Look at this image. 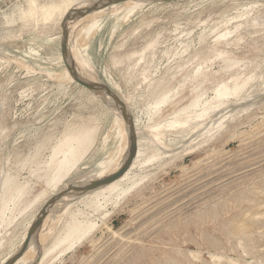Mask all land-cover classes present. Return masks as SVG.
Returning <instances> with one entry per match:
<instances>
[{"label": "rangeland", "instance_id": "rangeland-1", "mask_svg": "<svg viewBox=\"0 0 264 264\" xmlns=\"http://www.w3.org/2000/svg\"><path fill=\"white\" fill-rule=\"evenodd\" d=\"M27 4L28 0H0V185L7 176L15 178L17 184H27L30 192L24 202L41 189L43 179L36 173L42 172L52 147L67 129L83 121L97 127L90 154L71 180L94 169L118 144L115 110L103 104L98 90L92 91L76 80L66 68V59L61 61L62 25L66 15H73L75 5H69V12L65 8L68 14L56 12L45 23H24L20 11ZM140 9L117 24L107 6L103 19L107 18L87 51L83 38L86 15L68 19L69 63L73 62L84 80L89 81V77L90 82L118 85L114 91L138 121V138H146L147 145L150 141L166 155L155 164L163 166H153L156 174L137 191L117 204L109 202L104 219L101 211L87 205L94 189H76L81 180L74 182V187L73 183L65 184L63 191L69 189L66 201L46 213L43 229L37 226L31 231L37 219L33 214L40 212L51 191L37 208L32 207L35 212L31 209L25 216L20 214L24 202L16 199L15 204H9L6 218L0 220V264L11 263L26 241L27 247L12 264L30 260L36 251H32V243L38 242L40 248L50 233L46 227L59 229L78 209L86 210L85 214L97 222L95 234L55 264H264V216L257 215L264 210V0H150ZM244 12L247 14L240 20L234 18ZM78 19L82 21V52L92 69L90 65L84 68L75 53ZM237 24H242V30L231 32L228 43L217 40L227 28L239 27ZM219 49L238 60L236 67L246 68L247 76L254 74V79L241 97L198 112L196 118L195 112H189L175 126L172 122L177 117L173 115L191 103L195 86L192 74L198 62H203L202 68L212 78L207 83V98L214 96L217 85L232 73L220 71L225 62L218 55ZM167 90L172 91L173 103L163 105L158 118L153 117L154 98ZM158 122L165 125L164 134L150 138L147 126ZM32 157L36 161L31 163L28 160ZM215 212L218 217L213 216ZM240 221L245 223L243 227ZM38 231H43L42 235Z\"/></svg>", "mask_w": 264, "mask_h": 264}, {"label": "bare ground", "instance_id": "bare-ground-1", "mask_svg": "<svg viewBox=\"0 0 264 264\" xmlns=\"http://www.w3.org/2000/svg\"><path fill=\"white\" fill-rule=\"evenodd\" d=\"M92 1H90V0L89 1L88 0H28V4L26 5L27 7L23 10L21 9L22 11H20L21 12L20 17L24 21V23L32 22L33 20H35L34 22L39 20V22L41 21V22L45 23L48 20H50L56 12H58L60 14L61 13L68 14L69 9H71V7H70L71 5L72 6L75 5L74 8L72 7L73 9H82V8L85 9V8L91 7L92 5L97 3L98 4L97 7H94L91 10H89V11H87L81 15H76V16L86 15L85 26H84L86 33H84L85 36L83 38H84V47H85V50L87 51V47L90 44L92 38L95 36V34L99 30H101V27L103 26V23L105 22V19L107 18L106 17L103 19L104 15L106 14V12L104 13V11H105L107 6L110 5V12H111V14L115 15V17L117 19V20L116 19L115 20L117 21V24H118L119 21L121 20V18H122V20L129 18L132 14L137 12L140 8L142 9V7L144 5H146V3L149 2L150 0H123V1H116V2L114 1V2L106 3V4H102V3H105L106 0H96V2L91 3ZM68 7H70V8H68ZM65 8L68 9L67 13H66V11H64ZM71 10H70V13H72ZM62 11H64V12H62ZM74 11L75 10H73V13H74ZM245 14H247V13L244 12L243 14H239L238 16H236L234 18L240 20V18H243V16H245ZM248 14H249V12H248ZM6 20H10V19H6ZM19 20H20V18H19ZM231 20H233V19H231ZM255 22H254V25L257 24ZM11 25H13V24H11ZM237 25L239 26L242 24H237ZM250 26H253V25H250ZM113 27H114V24H113ZM240 27L241 26L236 27L234 30H231V29L229 30V28H227L226 31L224 30L225 32L221 33L222 36L219 35L218 38L216 37L217 40L218 41L222 40L225 43H228L229 42L228 35L230 34L229 35V37H230L231 32H233V31L235 32V31L240 30L241 29ZM242 28H243V26H242ZM81 29H82V21H81V19H78V21L76 23V27H75V36H74L75 53H76V55L80 56V60H81L80 63L84 62L83 63L84 68H86V67H89L90 64L88 65V60H87L88 58L86 57L85 53L82 52L84 50V48L82 49L83 38H82ZM116 29H117L116 27L113 29V33L116 32ZM245 29H247V27ZM214 31H215V28H214ZM242 41H244V40H242ZM36 51H34V52H36ZM218 55L223 58V61L225 63H222V64H224L223 66L220 65L221 70L218 68L217 69L222 71V72L223 71L224 72L232 71V73H230V75L226 79H223L217 85V87L214 89V91H215L214 96L207 98V96H206L207 90H208L207 83L210 80H212V78L207 73V71H205L202 68L203 62L202 61L200 63L198 62V65L196 66V68L195 69L193 68L194 70H193V74H192V81L194 82L195 86L193 87L192 92H191L192 93V99H190L191 103L188 104L187 106L179 109L175 113V114H177L176 116L173 115L175 118L177 117L176 119L173 117L175 119V120L173 119L174 121L172 122V123H174V125L179 123V121L182 119V116H185V117L188 116L189 114L188 115H186V114L189 112H190V114H191V112H195L196 116H195V113H193L194 115H192V117L195 116V118H196L198 112H204L205 113L208 109L210 110V108L214 105L220 106V105L225 104V102H227L231 99H237V98L241 97L242 92L245 90V88H247L248 84L252 81V79H254L253 78L254 74L247 76L248 72H247L246 68H243V67L237 68L236 67V65L238 64V60L233 59L230 56H228L227 51L219 49ZM174 56L176 57V55H174ZM2 57H4V56H2ZM168 57H169V55H168ZM221 57H218L217 59H219ZM69 58H70V56H69ZM195 58H197V57H195ZM61 59H62L61 61H64L63 60L64 58H61ZM263 60H264V58H263ZM242 61H244V60L242 59ZM64 62L66 63V60ZM255 62H256V60H255ZM77 63H79V62H77ZM239 63H240V61H239ZM246 63H247V61H246ZM70 64H73V62H70ZM247 64H249V63H247ZM241 65H242V63H241ZM241 65H239V66H241ZM91 66L92 65H90V67ZM257 66H258V64H257ZM182 67L183 66L178 67V68L181 69ZM193 67H195V66H193ZM247 67H248V65H247ZM66 68H67V65H66ZM248 68H250V64H249ZM253 68H251V69H253ZM91 69H92V67H91ZM206 70H208V68ZM94 71H95V69H94ZM177 71H178V69H177ZM257 71H258V69H257ZM95 74H96V77H98L96 71H95ZM256 75H257V73H256ZM86 76H88V75L86 74ZM257 76H259V75H257ZM98 79H99V77H98ZM88 80L90 81L89 77H88ZM114 83L112 81L107 82V84L110 85L112 87V89H114L116 91L118 89V85H116V84L114 85ZM210 84H212V82H210ZM189 86H190V84H189ZM99 92H100V94L103 95V100H101L102 102L103 101L105 102L103 104H105V105L108 104V107L110 106L112 109L115 110V112H114L115 113L114 114L115 115V123L114 122L113 123L116 125V128L115 127L114 128L116 129L115 134H116V137L118 138V139L116 138L118 140V144L115 147V149H113L110 153H108L109 155L108 156L106 155L107 157L105 159L98 161V163L96 164V167L94 169H90L84 175L79 176L78 178L71 180V176L79 169L82 161L90 154L91 148L93 147L95 140H96V137H97V127L94 126L93 124H90L88 122L83 121L74 129H67L65 131V133L63 134V136L60 137L58 139L57 143L52 147V153H50L51 155H50L49 159L46 162L44 161L45 165L43 166L42 172L39 174L36 173V176L43 179V184H42L41 189L38 190V192L35 193L32 196V198H30V200H28L27 202H24L25 199L28 197L29 192H30V188L27 184H17L15 182V178H13L12 176H7L5 179H3L4 181H2L1 185H0L1 186V190H0V196H1L0 220H3V218H6L5 213L10 208L9 204L12 202L15 204L16 199L20 200V202L18 201L19 203L24 202L23 205L20 206V214L25 216L26 214H28L29 210H30V212L34 211V208H32V207H35L44 198V196L48 192L51 191V193H52L51 197H53L57 194H60L65 189V186L67 184L69 185L70 183H73L72 186L74 187V185H75L74 182L76 183V181L81 180L80 182L83 183V185H85L91 181H94L97 179H102L104 177L112 175V174L116 173L122 167V165L125 163L126 159L128 158V155H129V149H130V143H131L130 126L122 114L121 106L116 102L114 97H112L109 94H106L104 91H99ZM171 92H172L171 90L162 91V92H159V94H157L156 98L153 97L154 101H153L152 105H153L154 111H153V113L151 112L153 117L158 112H161V107L163 105H166L167 103L172 102L171 100H173V98H172ZM189 96H191V95H189ZM187 97H188V95H187ZM101 98H102V96H101ZM186 101H187V98H186ZM175 102H177V101H175ZM176 107H177V103H176ZM111 108H109V109H111ZM129 109L131 110L130 107H129ZM131 114H132V117L134 119V124H135V128H136V133H137L139 124H138V121L136 120V116H134V113L132 111H131ZM199 114H202V113H199ZM207 114H209V113H207ZM152 115L150 117V121H153ZM202 115L205 116L204 114H202ZM202 115H198V117L200 118ZM159 116H160V114H159ZM164 116H166V115H164ZM156 117H157V115H156ZM192 117H189V118L192 119ZM183 119H185V118H183ZM188 119H187V121H188ZM203 119H204V117H203ZM182 121L186 123L185 120H182ZM180 123H182V122H180ZM182 125H181V127H182ZM183 126H185V124ZM147 127H149L150 133H152L149 136L150 138L152 135H154L153 138H155L156 136L159 137L160 135L162 136V134H164L165 125L159 124V122H158V124L157 123L156 124L151 123ZM115 129H114V131H115ZM108 131H109V129H108ZM142 135H144V134H142ZM105 136H107V135H105ZM144 137H146V135H144ZM137 138H138V135H137ZM139 138H141V137H139ZM139 138H138V147H137L136 155H135L132 163L130 164V166L127 168V170L122 175H120L117 179L113 180L112 182L107 183V184L102 185V186H99V187L94 189L93 196L89 198L90 202L87 203V205L89 208L93 209L95 212L101 211L102 212L101 214L106 215L107 211L104 209L108 206L109 202L112 201L116 204L119 203L121 199L125 198L131 192H133L135 190L137 191L138 188L141 187L142 184H144L147 180H149L152 176H154L156 174V173L155 174L153 173V171L155 170V169H153V166L154 167L160 166L161 164H159L158 166L157 165L155 166V164L162 162L161 160L164 157H166V155L161 153V151L159 150L157 145L153 146L155 144H153V145L150 144V141H149L150 138L148 139V137H147L149 144H150V145L148 144L149 146L147 145V141L145 140L146 138H141V139H139ZM102 140H103V137H102ZM104 141H106V139ZM154 141H156V140H154ZM163 141H164V138H163ZM160 143H158V144H160ZM164 152H165V150H164ZM28 161L32 163V162H35L36 160H35V158L32 157V159L31 160L29 159ZM161 166H163V165H161ZM158 168H160V167H158ZM152 174H154V175H152ZM80 184H78V185H80ZM68 190L69 189L67 187V191ZM70 190H72V189H70ZM67 191H63V193H61L62 195L60 197L56 198V200H54L52 202V204H50L48 206L46 213L48 211L53 212V210L58 209V206L60 205V203L62 201H66L64 199L66 197ZM240 195H242V194H240ZM51 197L49 198V200L51 199ZM239 199H240V197H239ZM236 200H237V198H236ZM244 202H246V201H244ZM228 203H231V202H228ZM224 204H222V205H224ZM35 208H37V207H35ZM216 208H217V206H216ZM223 208L225 209L224 206H223ZM226 208H228V207H226ZM31 209H32V211H31ZM218 209H220V207ZM256 209H257V207H256ZM213 210H215V209H213ZM226 211H227V209H226ZM85 212H86V210H84V209H78L76 211H72L68 221L64 225H62V227H60L59 229H55L54 231L52 229L53 232L46 227V229H47L46 231L47 232L50 231V233L48 234V236H46V238H44V242L43 241H42L43 243L41 242L42 243L41 247L39 248L38 242L34 243L35 244L34 246L32 243V246H31V248L33 247L32 251L34 249L36 250L34 252L35 255H32V256L33 257L35 256V257L33 258L32 256H30L31 259L28 260L29 259L28 258L27 259L28 261L26 260V262H23L22 264H55L56 261L61 260L67 253L73 251L74 248L79 246L80 243H82L85 240H89L90 238L92 239L93 235L95 234L94 230L97 226V222L92 220L91 218H89L85 214ZM46 213H45V215H46ZM213 213H214V211H213ZM213 213H212V215H213ZM224 213H226V212H224ZM38 214H40V212L34 213L33 216L35 218H37L39 216ZM51 214H53V213H51ZM4 215H5V217H4ZM53 215L55 216V214H53ZM105 215L102 217V219H104ZM218 215L216 213L213 216L218 217ZM257 215L263 217L264 216V210H262V212H258ZM257 215H254V216L257 217ZM17 217H19V216H17ZM13 218H14L13 220H15V217H13ZM50 218H51V216H50ZM52 218H54V217L52 216ZM13 220H10V221H13ZM46 221H47V218H46ZM256 221H258V220H256ZM240 222H241V224L240 223H238V224H240L241 226H242V224H245V223H242V221H240ZM212 224H214V223H212ZM9 225H10V223H9ZM9 225H8V227H9ZM41 226L43 227V222H41V224L39 225L40 228L39 227L38 228L43 229V228H41ZM245 228H247V227H245ZM39 231H41V230H39ZM39 231H38V234L40 233ZM241 232H243V230ZM52 234H54V235L52 236ZM24 236L25 235H23V239H24ZM37 236H39V235H37ZM237 236H239V235H237ZM0 238L2 239V237H0ZM39 238H42V237H39ZM227 238H229V237H227ZM35 239H37V237ZM241 239H243V238H241ZM246 239L247 238H245V240ZM226 240L229 241L230 239L229 240L226 239ZM2 241H3V239H2ZM214 241H216V240H214ZM238 241H239V239H238ZM247 241H249V240H247ZM0 242H1V240H0ZM3 243H5V242H3ZM251 243H254V242H251ZM1 244H0V248H1ZM248 245H249V243H248ZM246 248H248V247H246ZM12 252H14V251H12ZM11 256H12V254H11ZM192 257H197V256H192ZM215 260H217V258ZM211 263H214V262L211 261ZM217 263H220V261H218Z\"/></svg>", "mask_w": 264, "mask_h": 264}, {"label": "water", "instance_id": "water-1", "mask_svg": "<svg viewBox=\"0 0 264 264\" xmlns=\"http://www.w3.org/2000/svg\"><path fill=\"white\" fill-rule=\"evenodd\" d=\"M116 2V1H123V0H106L105 3L102 4H106V3H111V2ZM98 4H94L91 7L88 8H82V9H74V13L72 14H68L66 15L67 17H65L64 23L62 25L63 27V37H62V43H61V51H62V55L64 56V59H66V64L67 67L70 69V71L72 72V74L74 75V77L76 78V80L82 85L85 86L86 88L92 90V91H104L106 94L111 95L112 97H114V99L116 100V102L121 106V110H122V114L125 118V120L128 122L129 126H130V139H131V143H130V149H129V155L128 158L126 159L125 163L122 165V167L114 174L109 175L107 177H104L102 179H97L94 181L89 182L88 184L85 185H80V186H75L76 189H80L81 191H89V190H93L99 186L105 185L107 183L112 182L113 180L117 179L120 175H122L127 168L130 166V164L132 163L136 152H137V147H138V138H137V133H136V128H135V124H134V119L132 117V114L130 113V111L128 110L126 103L122 100V98L114 91V89H112V87L110 85H108L107 83L104 82H90L87 80H84L82 77H80V75L75 71L73 65H71L69 63V50H68V30H67V21L70 18L75 17L76 15H81L89 10H91L94 7H97ZM62 194H57L53 197H51V199L42 207L39 216L37 217L36 221H34L31 231L33 230L34 227H37L41 224L45 213L47 211V208L50 204H52V202L54 200H56V198L60 197ZM28 242L26 241L24 243V245L21 247L20 251L17 253V255H15L14 259L17 258V256L21 255V253L25 250V248L27 247ZM13 259V260H14ZM13 260L11 261L12 264Z\"/></svg>", "mask_w": 264, "mask_h": 264}]
</instances>
